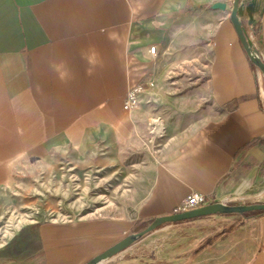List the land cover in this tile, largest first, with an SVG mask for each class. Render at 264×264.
Instances as JSON below:
<instances>
[{
    "label": "crops",
    "instance_id": "obj_1",
    "mask_svg": "<svg viewBox=\"0 0 264 264\" xmlns=\"http://www.w3.org/2000/svg\"><path fill=\"white\" fill-rule=\"evenodd\" d=\"M232 4L0 0V264H83L194 191L264 203V73ZM253 17L240 20L264 60V7ZM66 170L125 184L131 209L25 217L21 189ZM178 222L204 227L191 261H139L134 242L98 264H264V211Z\"/></svg>",
    "mask_w": 264,
    "mask_h": 264
},
{
    "label": "rangeland",
    "instance_id": "obj_2",
    "mask_svg": "<svg viewBox=\"0 0 264 264\" xmlns=\"http://www.w3.org/2000/svg\"><path fill=\"white\" fill-rule=\"evenodd\" d=\"M163 130V129H161ZM164 131V130H163ZM163 131L160 134H163ZM159 134V135H160ZM73 170L65 172H40L32 180L31 188L21 189L23 214L30 216L32 209L38 216L50 218H77L88 215L112 213L125 214L127 208L126 185L117 190L101 187L100 179ZM148 224L135 227V231ZM201 224L167 222L135 241L129 248L136 260L145 259L191 261L198 248V232Z\"/></svg>",
    "mask_w": 264,
    "mask_h": 264
},
{
    "label": "water",
    "instance_id": "obj_3",
    "mask_svg": "<svg viewBox=\"0 0 264 264\" xmlns=\"http://www.w3.org/2000/svg\"><path fill=\"white\" fill-rule=\"evenodd\" d=\"M226 3L216 2L215 6L225 8ZM264 7L263 0H233L231 7V20L239 34V37L250 57L252 62L264 73V60L259 56L257 50L254 48L252 41L248 38L240 16L246 12L249 16L250 22L254 21L253 14L256 11L262 10ZM250 211H264V203H252V204H228L224 202H211L193 208L187 211H176L170 214L161 215L155 217L147 226L139 231L132 232L113 245L102 251L101 253L95 255L83 264H98L101 261L114 256L115 254L126 249L137 239L144 236L145 234L151 232L152 230L158 228L167 222H177L182 220H187L203 215H209L213 213H246Z\"/></svg>",
    "mask_w": 264,
    "mask_h": 264
},
{
    "label": "built area",
    "instance_id": "obj_4",
    "mask_svg": "<svg viewBox=\"0 0 264 264\" xmlns=\"http://www.w3.org/2000/svg\"><path fill=\"white\" fill-rule=\"evenodd\" d=\"M151 50L155 51V46L151 47ZM137 91L138 88H135L131 93L128 94L124 101V108L130 110L137 105ZM208 198L205 194L201 192H192L187 197H185L177 206L176 211H187L193 208H197L204 204H207Z\"/></svg>",
    "mask_w": 264,
    "mask_h": 264
}]
</instances>
